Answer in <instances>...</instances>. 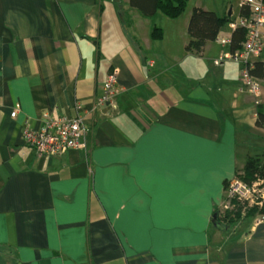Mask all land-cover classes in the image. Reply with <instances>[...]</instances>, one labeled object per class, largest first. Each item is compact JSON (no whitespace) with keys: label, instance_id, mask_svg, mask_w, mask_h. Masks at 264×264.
Wrapping results in <instances>:
<instances>
[{"label":"crops","instance_id":"0c3cea01","mask_svg":"<svg viewBox=\"0 0 264 264\" xmlns=\"http://www.w3.org/2000/svg\"><path fill=\"white\" fill-rule=\"evenodd\" d=\"M188 5L235 20L242 0ZM181 16L0 0V264H264V221L215 218L246 159L264 155L257 105L242 65L214 63L229 48L186 50ZM111 69L129 89L98 105ZM41 114L79 116L85 147L35 158L22 124L37 130Z\"/></svg>","mask_w":264,"mask_h":264},{"label":"built area","instance_id":"2783aa9c","mask_svg":"<svg viewBox=\"0 0 264 264\" xmlns=\"http://www.w3.org/2000/svg\"><path fill=\"white\" fill-rule=\"evenodd\" d=\"M242 5L248 9L247 15L228 22L226 30L219 31L214 42L230 50L232 34L238 29L244 30V40L239 49L225 52L215 60V64L228 60L242 65L240 78L248 87L251 100L255 104H260L261 86L251 71L254 62L261 59L264 54V1L242 0ZM117 77L118 71L111 69L103 84L102 95L97 99L98 105L113 106L115 98L128 91L129 87L121 85ZM19 114L20 107L17 105L10 117L16 118ZM36 120L40 124L37 130L32 127L30 118H25L22 124L23 141L33 148L35 158L55 156L67 150L85 147L86 129L79 116L73 119H52L47 114H41ZM236 204L264 209V179L260 178L251 183L233 179L226 189V200L222 209L231 210ZM256 215L255 225L262 224L264 214Z\"/></svg>","mask_w":264,"mask_h":264},{"label":"trees","instance_id":"16d2710c","mask_svg":"<svg viewBox=\"0 0 264 264\" xmlns=\"http://www.w3.org/2000/svg\"><path fill=\"white\" fill-rule=\"evenodd\" d=\"M188 2L189 0H129V6L146 19H150L155 14L160 13L169 20H175L183 14ZM247 13V7L241 5L240 17L246 16ZM230 21V19L221 17L213 11L204 10L199 7L193 8L187 25L189 42L186 50L200 54L206 44L214 42L219 31L223 30ZM150 37L156 41L161 40L163 38L162 29L154 27L151 30ZM243 40L244 30H236L232 34L229 51L233 52L239 49ZM251 74L257 80L264 79V62L258 60L254 62ZM256 114V125L264 127V110L261 104H257ZM258 177L264 179V155L248 157L243 168L235 175L236 180H241L245 183H251ZM257 213L264 214V209L259 210V208H250L245 205L236 204L231 210H224L223 213L216 214L215 218L216 221L222 223H232Z\"/></svg>","mask_w":264,"mask_h":264},{"label":"rangeland","instance_id":"374dc122","mask_svg":"<svg viewBox=\"0 0 264 264\" xmlns=\"http://www.w3.org/2000/svg\"><path fill=\"white\" fill-rule=\"evenodd\" d=\"M190 7H189V5L185 8V10H184V12H183V14H182V16H181V18H186L187 17V14L189 15V18H190V15H191V12H190V9H189ZM221 56V55H220ZM219 58V57H218ZM217 58V59H218ZM216 59V60H217ZM228 61V60H227ZM223 62H225V61H223ZM229 62H232V61H229ZM215 63V62H214ZM219 65V64H218ZM241 79V78H240ZM242 81V80H241ZM243 82V81H242ZM244 83V82H243ZM247 91H248V95H249V89H248V87H247ZM257 105V104H256ZM260 178L258 177V178H256V179H254L252 182H254V181H256V180H259ZM261 179H263V178H261ZM225 195H226V193H225ZM256 217H257V215L256 214H253V215H251L250 217H247V218H254V219H256Z\"/></svg>","mask_w":264,"mask_h":264},{"label":"bare ground","instance_id":"6f19581e","mask_svg":"<svg viewBox=\"0 0 264 264\" xmlns=\"http://www.w3.org/2000/svg\"><path fill=\"white\" fill-rule=\"evenodd\" d=\"M118 78V77H117Z\"/></svg>","mask_w":264,"mask_h":264}]
</instances>
